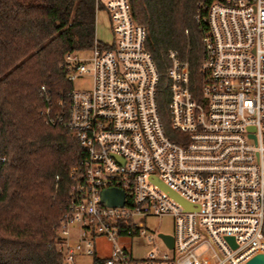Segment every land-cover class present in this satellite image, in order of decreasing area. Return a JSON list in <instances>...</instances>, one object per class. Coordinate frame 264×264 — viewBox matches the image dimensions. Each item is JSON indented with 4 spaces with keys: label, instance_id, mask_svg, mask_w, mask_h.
Segmentation results:
<instances>
[{
    "label": "built area",
    "instance_id": "1",
    "mask_svg": "<svg viewBox=\"0 0 264 264\" xmlns=\"http://www.w3.org/2000/svg\"><path fill=\"white\" fill-rule=\"evenodd\" d=\"M94 3L109 41L95 38L88 51L64 54L70 88L38 89L44 123L68 131L82 150L67 169L68 201L56 228L60 264H245L264 254V0L196 4L202 56L195 92L186 60L166 55L172 138L158 112L159 74L129 0ZM85 77L87 86L72 85ZM109 189L121 193V205L101 200ZM162 215L173 218L171 247L135 221ZM135 236L157 237L163 249L133 258L121 240ZM96 238L108 242L105 256L96 253Z\"/></svg>",
    "mask_w": 264,
    "mask_h": 264
},
{
    "label": "trees",
    "instance_id": "2",
    "mask_svg": "<svg viewBox=\"0 0 264 264\" xmlns=\"http://www.w3.org/2000/svg\"><path fill=\"white\" fill-rule=\"evenodd\" d=\"M199 1L129 0L159 74L161 118L169 51L186 60L189 89H197ZM95 14L94 0H0V264L61 262L56 228L68 201L67 169L82 150L68 131L44 123L38 89L54 94L71 87L60 65L65 53L90 49Z\"/></svg>",
    "mask_w": 264,
    "mask_h": 264
},
{
    "label": "rangeland",
    "instance_id": "3",
    "mask_svg": "<svg viewBox=\"0 0 264 264\" xmlns=\"http://www.w3.org/2000/svg\"><path fill=\"white\" fill-rule=\"evenodd\" d=\"M95 37L102 42H107L110 39V32L106 24V16L101 10L95 14ZM87 84L88 80L86 77L82 80L73 81L72 83V85L76 87L87 86ZM161 121L166 133L168 130L171 131L167 109H165V113H163ZM135 221L140 223L149 234H171L173 231V218L171 215L137 217ZM68 237L70 242L76 241L77 238L73 228L71 229ZM121 243L128 245L127 250L131 253V256L136 259L144 258L146 253L153 250L154 247L163 249L162 241L157 237H152L151 240H147L142 236H135L130 239L121 240ZM94 247L96 253L101 256H105L109 250V244L103 238H96L94 240ZM85 261H87V259Z\"/></svg>",
    "mask_w": 264,
    "mask_h": 264
},
{
    "label": "water",
    "instance_id": "4",
    "mask_svg": "<svg viewBox=\"0 0 264 264\" xmlns=\"http://www.w3.org/2000/svg\"><path fill=\"white\" fill-rule=\"evenodd\" d=\"M158 185L167 191V193L176 199L181 205H183L186 209H190L189 204H187L184 200H182L179 196H177L175 193L167 189L164 185L158 182ZM101 200L107 204V205H121L122 204V196L119 191H116L114 189H109L101 192ZM158 236L161 237V239L164 241V243L168 246H172V238L170 235L164 234V233H158ZM226 240L231 244V246H234V243L232 241V238L226 237ZM245 264H264V254H256L249 258Z\"/></svg>",
    "mask_w": 264,
    "mask_h": 264
},
{
    "label": "crops",
    "instance_id": "5",
    "mask_svg": "<svg viewBox=\"0 0 264 264\" xmlns=\"http://www.w3.org/2000/svg\"><path fill=\"white\" fill-rule=\"evenodd\" d=\"M96 38V37H95Z\"/></svg>",
    "mask_w": 264,
    "mask_h": 264
}]
</instances>
